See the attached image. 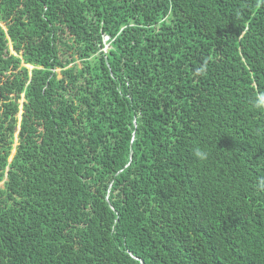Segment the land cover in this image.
<instances>
[{
  "label": "trees",
  "instance_id": "trees-1",
  "mask_svg": "<svg viewBox=\"0 0 264 264\" xmlns=\"http://www.w3.org/2000/svg\"><path fill=\"white\" fill-rule=\"evenodd\" d=\"M261 92L264 0H0V264H264Z\"/></svg>",
  "mask_w": 264,
  "mask_h": 264
},
{
  "label": "clouds",
  "instance_id": "clouds-1",
  "mask_svg": "<svg viewBox=\"0 0 264 264\" xmlns=\"http://www.w3.org/2000/svg\"><path fill=\"white\" fill-rule=\"evenodd\" d=\"M255 106L257 108H264V92H261L257 95L255 99ZM194 154L198 159L201 160L207 159V155H208L207 152L201 148H197ZM259 187L261 189H264V179H261V181L259 182Z\"/></svg>",
  "mask_w": 264,
  "mask_h": 264
}]
</instances>
